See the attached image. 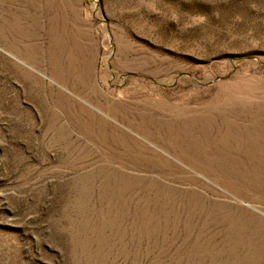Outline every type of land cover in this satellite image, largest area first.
I'll list each match as a JSON object with an SVG mask.
<instances>
[{"label": "rangeland", "instance_id": "374dc122", "mask_svg": "<svg viewBox=\"0 0 264 264\" xmlns=\"http://www.w3.org/2000/svg\"><path fill=\"white\" fill-rule=\"evenodd\" d=\"M0 264H264V0H0Z\"/></svg>", "mask_w": 264, "mask_h": 264}]
</instances>
